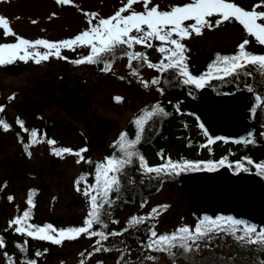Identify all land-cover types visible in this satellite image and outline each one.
Listing matches in <instances>:
<instances>
[{
	"label": "snow or ice",
	"instance_id": "snow-or-ice-1",
	"mask_svg": "<svg viewBox=\"0 0 264 264\" xmlns=\"http://www.w3.org/2000/svg\"><path fill=\"white\" fill-rule=\"evenodd\" d=\"M69 2L70 0H57V3L62 5ZM141 3L143 10L136 11L133 9V5ZM150 4H152V0H127L123 7L107 18H98V13H85L88 17L89 27L73 38L58 42H50L46 39L31 41L19 37L11 29L9 20L0 15V28L3 29L4 36H13L17 40L15 43H0V65L12 63L14 58L25 62L33 59L37 64L47 60L50 56L67 59L61 56V49L69 48L75 51V47H83L90 50L89 54L72 61L73 63H103L102 71H111L112 62L117 55H121L128 59L127 67L134 76L139 77V65L146 64L148 68L155 69L162 74L171 71L174 75H177L178 80L184 85H195L197 88H202L206 79L212 78L215 73L222 72L225 77L252 76L254 73L264 75V54H254L247 51L246 46L250 43L248 39L243 40L238 45V51L235 54L223 56L217 54L216 60L209 65L208 71L200 76L192 75L188 70L187 56L185 55L188 49L182 42L185 39H190L193 34L202 35L205 28L212 30L219 28L225 22L235 21L256 42L264 45V10H257L258 8L264 9V0L254 5L252 10H246L235 0H188L182 5L169 6L168 10H161L160 6L156 4L149 7ZM125 12H128V14L125 15ZM213 17H216L215 21H213ZM93 20L96 22L93 23ZM189 21L191 23H187ZM32 23L35 24L37 21L33 20ZM154 40L160 42L157 51L164 54L163 58L155 63L148 61L146 53L134 51L136 45L152 48V41ZM37 46H43L48 51L41 53L29 50L35 49ZM134 62L136 66H134ZM141 83L147 88L149 85H160L163 80L158 76L150 81L141 79ZM247 90L252 92L253 88L248 87ZM159 91L163 93L164 89L160 88ZM115 99L119 101L121 98L116 97ZM260 99L257 96V100ZM2 111L3 106H0V112ZM158 113L166 114L159 104L153 106L150 111L145 110V114L134 121L137 126L134 138H129L127 133L120 134L115 142V147L119 149V153L107 157L105 161L95 165L94 183H87V176L81 177L75 182L76 190L82 192L88 198L90 205V212L83 226L56 229L51 224L38 226L28 223L31 218L30 207L10 220L9 228L17 234L27 235L42 241H50L56 245H61L65 239H77L82 234L90 238L98 237L97 247L94 251L100 252L112 250L103 247V242L107 241L109 236H123L130 230H134L141 225H147L148 221L156 219L162 210H166L167 205L157 206L146 215L131 217L122 231L111 233L105 231L108 227V224L104 222V218L107 216L106 209L114 203L112 194L116 193L115 199H119L122 178L127 179V169L134 163L138 162V167L143 175L156 174L157 176L160 174L178 175L189 169L196 170L200 167L198 163L191 161L173 162L171 158H167L166 163L158 166L147 164L144 156L138 152L137 146L141 141L142 133L145 131V124ZM18 122L23 127L22 122ZM0 125L3 126L5 131L10 128V125L4 122L2 118H0ZM201 128H203V125H201ZM24 131H28V129H24ZM31 137V144L38 142L36 130L31 131ZM236 142L240 143L241 141ZM243 142L251 143L252 141L245 139ZM47 143L55 145L56 141L47 140ZM209 143H211V140ZM31 144H26L25 149L27 150ZM86 151L87 148H82L76 152H73L71 148L53 149L54 154L57 156L74 154L79 157L78 163L81 161L92 163L90 160L84 159L82 154ZM28 154L31 155L30 152ZM161 158L164 159L163 154H161ZM219 163L223 164L224 161L221 160ZM248 163L252 162L248 161ZM207 166L209 170H214L215 165L212 161H208ZM255 167L264 175V163H257ZM236 168L248 171V168L243 167L239 162H237ZM81 183H84L83 189L80 187ZM12 199L13 197H9V200ZM27 204L33 206L31 198L28 199ZM145 204L146 202H142L141 207ZM94 226H99L103 230H96ZM147 232L148 240L145 247L157 252H167L173 259L178 254H193L200 248L202 241L207 242L216 233H227L235 237L238 242L245 245H258L264 249V227L258 230L256 225L231 216H221L215 219L206 216L194 227L183 226L170 234H158L155 225L148 227ZM5 247V240L0 236V249ZM20 247L22 251H26L27 241H24ZM40 255L42 253H36V256ZM127 255H130V250L127 253H122L121 264H129L126 259ZM4 256L11 262V257L7 252H4ZM148 258L153 259V257ZM26 264H37V261L29 259ZM81 264H84L83 260ZM98 264H103V262H98ZM260 264H264V261H261Z\"/></svg>",
	"mask_w": 264,
	"mask_h": 264
},
{
	"label": "flooded vegetation",
	"instance_id": "flooded-vegetation-1",
	"mask_svg": "<svg viewBox=\"0 0 264 264\" xmlns=\"http://www.w3.org/2000/svg\"><path fill=\"white\" fill-rule=\"evenodd\" d=\"M11 64L22 67V70L17 74L6 71L5 67ZM26 71L20 62L0 65V106H3L0 118L10 125L7 131L0 125V236L6 243V247L0 249V264H26L29 259L36 260L37 264H81L82 260L84 264H121L122 250L132 253L128 232L123 236H109L103 242V247L111 248V251L95 252L98 237L82 234L77 239H65L61 245H56L17 234L9 228V221L30 207L28 223L38 226L51 224L56 229L83 226L90 205L88 198L76 190L75 182L87 176V183H94L95 165L119 153L115 142L120 134L127 133L129 138H133V132H137V128H132L133 116L119 125L118 119L99 114L98 93L111 78L107 72L88 69L89 72L80 74L72 72L73 68L52 67L44 71L32 68L24 77ZM62 92L78 99L84 97L85 109L61 106L58 99ZM116 97L121 99L117 101ZM106 98L119 109L124 107L128 111L131 105L128 95L113 94ZM32 130L37 131L38 142L35 144H31ZM47 140H54L56 144L51 145ZM26 144H31L27 150ZM140 147L142 150L138 152L149 166L162 164L158 151L153 145H147L144 134ZM54 148H71L73 152L87 148L82 155L92 163H78L79 157L74 154L57 156ZM126 177L122 178L119 199H115L116 193H113L114 203L106 209L104 222L108 224L107 233L122 231L133 216L146 215L149 197L163 186V174L143 175L138 162L127 169ZM148 179L152 181L150 186ZM80 187L83 189L84 183ZM9 197L13 199L9 200ZM123 197H133V202L128 201L120 207ZM29 198L33 206L27 204ZM142 202H146L143 207ZM160 223H163V218ZM155 225L160 229L159 222ZM94 228L103 230L99 226ZM24 241H27L26 251L20 247ZM4 252L9 254L11 262ZM37 252L42 255L36 256Z\"/></svg>",
	"mask_w": 264,
	"mask_h": 264
},
{
	"label": "rangeland",
	"instance_id": "rangeland-1",
	"mask_svg": "<svg viewBox=\"0 0 264 264\" xmlns=\"http://www.w3.org/2000/svg\"><path fill=\"white\" fill-rule=\"evenodd\" d=\"M186 2H188V0H152V4L159 5L161 10H168L169 6L182 5ZM235 2L242 7H245L246 10H252L253 6L261 3L262 0H235ZM126 3L127 0H70L68 4L62 5L57 3V0H0V15L5 16L9 20L11 29L19 37H23L31 41H35L36 39H46L50 42H58L73 38L75 35L89 27L88 17L85 13H98V18H107L113 15ZM152 4H150L149 7H151ZM133 9L136 11L143 10L142 3L133 5ZM257 10L264 9L258 8ZM124 14L127 15L128 12H125ZM212 19L215 21L214 17ZM33 20L37 21V23H32ZM95 22L96 21L93 20V23ZM187 23H191V21ZM223 24V26L212 30L205 28L202 35L197 36L193 34L190 39H185L182 42L188 49H193L203 45L204 48L201 51L207 53L215 47H221L222 49L234 47L236 44L239 45V43L246 38L251 37L246 33L243 27L235 21ZM15 42H17L15 37H5L3 29L0 28V43ZM152 43V48L136 45L134 49L135 51L142 49L151 50V58H154L157 54H159L157 48L160 46V42L154 40ZM260 47L263 52L264 45H260ZM29 50L41 53L48 51L43 46H37L35 49ZM66 51L71 53L86 54H89L90 52L88 48L83 47H75V51L69 48L61 49V52ZM61 56L63 57L64 55ZM66 58L67 59L50 56L47 60L41 61V63H39L41 64L40 66H34L33 64L37 63H35L33 59H29L25 62L18 58H14L13 62H20L24 65L27 70L24 76L26 77L32 68H36L41 71L52 67L63 70L67 69L69 66V58ZM111 68L112 71L117 72L119 71L120 66L118 64H113ZM88 69L93 68L82 63L74 66V71L72 72L83 74L84 71L89 72ZM131 82V87H129L111 77L98 93V99L100 100L98 104L99 114L118 119L119 125H123L126 119L129 118V116H133L140 107L155 99L162 98V95L153 90V88H140L135 81L131 80ZM118 93L126 96L128 95L130 97L131 105L128 111L127 108L124 107L119 109V107L114 106V104L109 102L106 98L107 96L113 94L118 95ZM167 97L168 100L176 103L178 108L180 107L181 100L179 93L177 96L167 94ZM90 111L91 108L88 113H90ZM188 117H190L187 119V122L189 123L188 129H184L183 124L180 121H177L176 118L172 119L173 122L170 127L171 138H176L168 147V155L173 158H178L182 154L184 158H187L185 161H194L195 159L201 161L209 155L208 152L202 149V144H207V138L202 129L198 126L196 119L193 116ZM212 147L213 160H223L224 162H229L225 160L226 156L236 158L238 156L237 151L240 148L239 145L234 143L222 141L214 144ZM258 155L260 157L264 156V145L260 146L258 149ZM155 202L159 204L166 203L169 205L167 211L162 212L158 216L160 227L158 230L161 233L170 232L174 228L185 225L192 227L195 226L196 219L192 218L189 203L187 199L181 195L177 181L166 182L160 190L151 196V198L149 197L148 204H153ZM162 218L164 220H170L160 223ZM148 257H153V259H149ZM148 257V264H184V260L181 257L173 259V257L166 252H160V254L156 257L153 255Z\"/></svg>",
	"mask_w": 264,
	"mask_h": 264
},
{
	"label": "trees",
	"instance_id": "trees-1",
	"mask_svg": "<svg viewBox=\"0 0 264 264\" xmlns=\"http://www.w3.org/2000/svg\"><path fill=\"white\" fill-rule=\"evenodd\" d=\"M216 19V17H214ZM226 23V22H225ZM222 24L221 26H223ZM135 35V33H133ZM250 41L249 45L246 46V50L254 53V54H264L262 52L260 44L255 41L254 38H246ZM240 44V43H239ZM258 44V45H257ZM203 46V45H202ZM195 47L193 49H188L185 53L187 56L186 64L188 66V70L192 75L200 76L208 71L209 65L213 64L216 60L217 54L223 55H232L238 51V44L231 48L215 47L209 52L204 53L201 51L204 46ZM135 51V49H134ZM137 52H144L147 54V59L150 62H158L163 58L164 54H157L154 58H151V50L142 49ZM63 57L69 58V66L68 68H73L76 65L72 61L81 59L84 56L88 55L86 53H71V52H61ZM82 64V63H81ZM87 66L99 70L101 72H108L114 77L117 81L123 83L126 86L131 87V80L135 81L140 88L150 89L157 91L162 95V98L155 99L151 102H148L146 105L140 107L137 112L133 115L132 120V128H137L134 121L145 114V110H152L153 106L159 104L166 114H157L148 123L145 124V131L142 133L146 137V143L148 146L153 145L155 149L159 153V158L161 159L162 164L166 163L167 158H171L173 162H184L187 158L181 154L180 157H170L168 155V147L172 141L175 140L176 137L171 138L170 127L173 122V118H176L177 121H180L183 124L184 129H188L189 123L187 122V115L182 114L176 103L168 100L167 94H172L177 96L179 93L183 83L180 82L177 78V75H174L171 71L168 73H160L155 69H148L146 64H140V76L132 75L130 69L127 67L128 59L121 55H117L113 64H118L120 66L119 71H102L104 67L103 63L90 64L84 63ZM134 66L135 62H134ZM112 67V66H111ZM161 77L163 83L160 85H149V87H144L141 83V79L150 81L154 77ZM206 84H210L217 92H231L239 87L248 88L252 87L253 90L260 93L263 97L262 105L257 109V120L264 125V75H260L259 73H254L252 76L241 75L238 77L227 76L225 77L223 73H215L212 78H208L205 81ZM191 88V91H197V87L195 85H188ZM160 88H163L164 91L161 93L159 91ZM133 102V100H132ZM141 114V115H140ZM136 132H133L132 137L134 138ZM251 143H243L238 149V156L233 158L232 156H226L225 160L229 161L233 168H236L237 162H239L243 167H247L248 169H253L259 171L255 167L257 163H264V156L260 157L258 155V149L260 146L264 145V127L263 130L258 133L255 137L250 139ZM141 143V141H140ZM140 143L137 146L138 151L142 150L140 147ZM191 144V142H190ZM191 146V145H190ZM202 149L209 153V155L203 160H194L191 161L193 163L200 164L199 168L207 167V162L212 161L214 165L220 164L219 161L213 160V147L208 144H202ZM161 154H163L164 159L161 158ZM251 161L252 163H248ZM191 171V169L187 170ZM177 180V175H163L162 181L163 184L166 182H173ZM148 186L152 184V181L148 179ZM149 200V199H148ZM128 201L133 202V197H123L121 199L120 207L124 206ZM167 205L166 203H153L148 204L147 206V214L155 207ZM162 210L161 212L167 211ZM160 212V214H161ZM159 214V215H160ZM158 215V216H159ZM158 216L154 220H150L147 222L146 227H138L134 230H131L129 233L131 238V249L132 253L126 256L129 264H148L147 257L149 255L158 256L160 252L149 250L145 247V243L148 240V232L147 228L156 224L158 221ZM200 219L195 220V225L198 224ZM189 226V225H185ZM183 227V226H182ZM178 228H174L170 232H159L158 228L155 225V230L158 234H170L176 231ZM145 232V234L141 233ZM124 235H127L125 233ZM145 235V237H143ZM136 238V239H135ZM135 242L137 244H135ZM146 250V252H145ZM126 249L122 250V253H125ZM167 253V252H166ZM168 254V253H167ZM176 257H181L184 260V264H260L261 261H264V249H262L258 245H245L241 242L235 240V237L227 234V233H216L211 236V238L207 242H201V246L198 250H196L193 254H178Z\"/></svg>",
	"mask_w": 264,
	"mask_h": 264
},
{
	"label": "water",
	"instance_id": "water-1",
	"mask_svg": "<svg viewBox=\"0 0 264 264\" xmlns=\"http://www.w3.org/2000/svg\"><path fill=\"white\" fill-rule=\"evenodd\" d=\"M5 70L17 74L22 67L11 64ZM179 94L180 111L193 116L200 128L203 125L201 129L210 145L218 141L243 143L263 129L256 118L263 97L255 90L239 87L222 93L205 84L195 94L183 84ZM257 96L261 99L257 100ZM58 102L74 109L86 106L84 97L78 99L64 92ZM178 184L193 218L231 216L256 225L258 230L264 227V175L259 171L234 170L224 162L214 170L204 167L179 173Z\"/></svg>",
	"mask_w": 264,
	"mask_h": 264
},
{
	"label": "bare ground",
	"instance_id": "bare-ground-1",
	"mask_svg": "<svg viewBox=\"0 0 264 264\" xmlns=\"http://www.w3.org/2000/svg\"><path fill=\"white\" fill-rule=\"evenodd\" d=\"M141 115V114H140Z\"/></svg>",
	"mask_w": 264,
	"mask_h": 264
}]
</instances>
